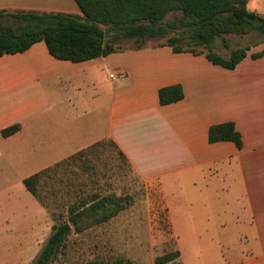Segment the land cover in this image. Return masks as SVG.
<instances>
[{
    "label": "crops",
    "instance_id": "1",
    "mask_svg": "<svg viewBox=\"0 0 264 264\" xmlns=\"http://www.w3.org/2000/svg\"><path fill=\"white\" fill-rule=\"evenodd\" d=\"M249 9L264 17V0H250ZM7 10L83 15L75 0H0ZM232 40L239 47L255 38ZM235 48L221 54L216 46L224 57ZM175 85L183 100L161 105L159 91ZM227 122L241 134L242 149L209 142V129ZM15 124L20 131L4 138ZM105 141L165 207L181 264H197L196 256L204 264H264L263 43L234 70L168 46L74 63L40 42L0 57V179L37 174ZM29 232L4 240L3 264H22L20 254L40 235Z\"/></svg>",
    "mask_w": 264,
    "mask_h": 264
},
{
    "label": "trees",
    "instance_id": "2",
    "mask_svg": "<svg viewBox=\"0 0 264 264\" xmlns=\"http://www.w3.org/2000/svg\"><path fill=\"white\" fill-rule=\"evenodd\" d=\"M83 15L37 11H0V57L24 53L34 44L44 42L51 56L74 63L86 62L127 50L148 48L147 43L163 40L156 47L168 46L175 53L205 55L214 65L234 70L255 45L264 44V17L250 11V0H75ZM118 34L105 42V34ZM253 36L255 41L231 49L228 57L217 52V41L230 50L229 37ZM133 42L135 48H127ZM262 54L254 55L259 58ZM184 98L181 86L159 91L161 105ZM15 124L1 135L10 137L19 132ZM116 149L117 146L112 142ZM209 142H232L242 149L241 134L232 122L213 125ZM104 142L68 158L52 168L34 174L23 181L26 190L49 211L53 220L52 234L32 264H55L68 246L72 234H82L117 217L126 207L129 196L116 194L89 198L79 197L66 211L51 207L41 194V188L51 176L67 168L70 161L84 158ZM119 154L124 155L119 151ZM125 158V157H124ZM126 160V158H125ZM127 161V160H126ZM128 162V161H127ZM130 165V164H129ZM179 251L158 257L155 264L178 262ZM85 264H131L130 260L96 259ZM177 264H181L178 262Z\"/></svg>",
    "mask_w": 264,
    "mask_h": 264
},
{
    "label": "rangeland",
    "instance_id": "3",
    "mask_svg": "<svg viewBox=\"0 0 264 264\" xmlns=\"http://www.w3.org/2000/svg\"><path fill=\"white\" fill-rule=\"evenodd\" d=\"M162 42L151 41L146 46ZM217 44L221 54L228 53L229 49L223 46L221 40ZM229 44L230 48H234L239 42L232 40ZM125 46L135 48L136 44L130 42ZM70 162L67 168L46 180L41 188V194L52 208L66 211L79 197L89 198L96 192L101 196H129L131 200L126 202L125 209L113 221L82 234L70 235L67 249L55 264H85L96 259L111 261L116 258L130 260L132 264H155L156 258L177 251V238L170 230L165 207L155 205L153 198L148 197L145 185L112 143L105 141L82 161ZM10 175L9 180L6 176L0 179V250L10 244L3 242L12 235L23 236L29 231L31 235L40 231V235L30 242L29 252L20 254L24 255L20 263L32 264L52 234L53 220L49 211L44 210L23 184V179L32 174L18 171ZM246 244L244 242L243 245ZM2 254L1 251L0 264L5 262L6 256L2 257ZM10 256L14 259L13 255H9V259ZM187 256L186 249V259ZM193 259L197 264H204L202 256ZM178 262L181 263L180 259Z\"/></svg>",
    "mask_w": 264,
    "mask_h": 264
},
{
    "label": "water",
    "instance_id": "4",
    "mask_svg": "<svg viewBox=\"0 0 264 264\" xmlns=\"http://www.w3.org/2000/svg\"><path fill=\"white\" fill-rule=\"evenodd\" d=\"M118 33L116 31H108L106 34H105V42L106 43H109L111 38L116 36Z\"/></svg>",
    "mask_w": 264,
    "mask_h": 264
},
{
    "label": "built area",
    "instance_id": "5",
    "mask_svg": "<svg viewBox=\"0 0 264 264\" xmlns=\"http://www.w3.org/2000/svg\"><path fill=\"white\" fill-rule=\"evenodd\" d=\"M111 77H112V78H115V76H114V75H111Z\"/></svg>",
    "mask_w": 264,
    "mask_h": 264
}]
</instances>
